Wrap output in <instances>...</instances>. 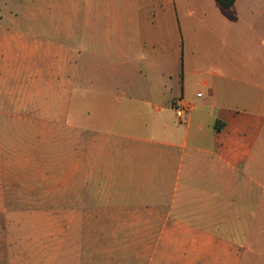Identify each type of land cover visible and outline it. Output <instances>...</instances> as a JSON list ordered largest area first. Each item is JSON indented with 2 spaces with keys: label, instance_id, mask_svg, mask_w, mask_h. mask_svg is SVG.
Wrapping results in <instances>:
<instances>
[{
  "label": "crops",
  "instance_id": "obj_1",
  "mask_svg": "<svg viewBox=\"0 0 264 264\" xmlns=\"http://www.w3.org/2000/svg\"><path fill=\"white\" fill-rule=\"evenodd\" d=\"M195 23L214 70L183 59L177 95ZM107 194L161 226L157 255L176 264L238 261L264 241V0H107Z\"/></svg>",
  "mask_w": 264,
  "mask_h": 264
},
{
  "label": "rangeland",
  "instance_id": "obj_2",
  "mask_svg": "<svg viewBox=\"0 0 264 264\" xmlns=\"http://www.w3.org/2000/svg\"><path fill=\"white\" fill-rule=\"evenodd\" d=\"M206 52L195 23L177 95L183 59L214 70ZM109 195L107 0H0V264H176L157 255L161 226ZM258 238L224 264H264Z\"/></svg>",
  "mask_w": 264,
  "mask_h": 264
},
{
  "label": "built area",
  "instance_id": "obj_3",
  "mask_svg": "<svg viewBox=\"0 0 264 264\" xmlns=\"http://www.w3.org/2000/svg\"><path fill=\"white\" fill-rule=\"evenodd\" d=\"M202 93H198L197 97H201ZM173 107L175 108L176 115L180 119L181 122H187V114L191 110L190 104L185 102L184 99H177L173 103Z\"/></svg>",
  "mask_w": 264,
  "mask_h": 264
},
{
  "label": "trees",
  "instance_id": "obj_4",
  "mask_svg": "<svg viewBox=\"0 0 264 264\" xmlns=\"http://www.w3.org/2000/svg\"><path fill=\"white\" fill-rule=\"evenodd\" d=\"M221 7L224 9H229L231 8L236 0H215Z\"/></svg>",
  "mask_w": 264,
  "mask_h": 264
}]
</instances>
